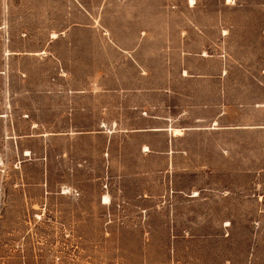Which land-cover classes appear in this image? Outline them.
I'll return each instance as SVG.
<instances>
[{"label":"rangeland","instance_id":"rangeland-1","mask_svg":"<svg viewBox=\"0 0 264 264\" xmlns=\"http://www.w3.org/2000/svg\"><path fill=\"white\" fill-rule=\"evenodd\" d=\"M0 264H264V0H0Z\"/></svg>","mask_w":264,"mask_h":264},{"label":"bare ground","instance_id":"bare-ground-1","mask_svg":"<svg viewBox=\"0 0 264 264\" xmlns=\"http://www.w3.org/2000/svg\"><path fill=\"white\" fill-rule=\"evenodd\" d=\"M173 131H174L175 135H178V134H180L181 130L180 129H174ZM104 200H105V202H103V203L108 204L110 202V197L109 196H105Z\"/></svg>","mask_w":264,"mask_h":264},{"label":"crops","instance_id":"crops-1","mask_svg":"<svg viewBox=\"0 0 264 264\" xmlns=\"http://www.w3.org/2000/svg\"><path fill=\"white\" fill-rule=\"evenodd\" d=\"M174 130V129H173ZM174 132V131H173Z\"/></svg>","mask_w":264,"mask_h":264}]
</instances>
